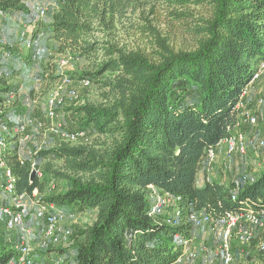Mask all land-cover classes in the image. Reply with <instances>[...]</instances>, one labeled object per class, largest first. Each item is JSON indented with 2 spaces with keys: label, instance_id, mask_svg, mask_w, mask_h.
I'll return each instance as SVG.
<instances>
[{
  "label": "trees",
  "instance_id": "1",
  "mask_svg": "<svg viewBox=\"0 0 264 264\" xmlns=\"http://www.w3.org/2000/svg\"><path fill=\"white\" fill-rule=\"evenodd\" d=\"M30 1L0 0V14L26 13ZM59 1L46 25L29 19L37 34L53 42L56 54L83 61L76 74L100 90L101 102L74 109L79 130L95 139L75 146L61 142L33 160L42 164L39 168L35 162L44 175L64 184L62 192L43 203L75 215L93 211L95 219L74 229L79 241L70 259L52 245L40 254L55 253L52 258H63L62 264H177L194 238L191 215L221 219L264 210V169L241 185L226 186L209 178L208 158L210 149L234 136L238 105L264 63V0ZM143 1L160 6L174 20H187L193 47L174 49L148 20L143 31L156 38L155 49L118 43V24L132 25ZM28 37L38 39L33 30ZM16 52L0 45V71H9L7 77H21L31 68L34 53L20 62ZM39 76L47 94L62 75L48 63ZM8 79L0 78V104L19 90ZM22 113L21 107H9L0 120ZM10 137L0 156L6 166L0 169V187L8 169L19 195H42L45 181L37 175L32 179V157L22 156L17 139ZM154 190L179 198L178 207L151 214ZM4 229L14 239L0 235V264H11L18 258L20 233ZM237 243L233 252L239 250ZM251 243L241 245L249 249Z\"/></svg>",
  "mask_w": 264,
  "mask_h": 264
},
{
  "label": "rangeland",
  "instance_id": "2",
  "mask_svg": "<svg viewBox=\"0 0 264 264\" xmlns=\"http://www.w3.org/2000/svg\"><path fill=\"white\" fill-rule=\"evenodd\" d=\"M59 4V0H32L28 4V11L26 13L22 12L21 14H17L18 16L13 15L14 19L0 14V45L7 44L12 49L16 50V54H18L20 62L23 59V55H29L30 51L36 56L35 59L33 58L30 68L31 70L28 69L30 71L27 72L29 73L28 75L33 77L32 79H28L26 77H7L6 75L10 74L9 71H6L7 74L0 71V78L3 76H5V78H9V85L18 86L19 88V90L9 98V100L2 102L0 105L3 115L7 112L9 107L12 109L21 107L23 109V113L20 116H13L15 117L13 118L15 122L17 121L26 127L25 132L23 135H19V138L27 137L29 139L24 145H19L22 156L28 155L31 151H35L33 144L35 141L39 142V145H42V149H50L61 142L69 143L75 146L83 143L90 144L95 139V135L92 133L79 130L81 125L80 118L74 109L79 108L86 103L101 102L100 90L93 83L88 87L82 85L80 83V79H82V77H78L76 73L84 67V62L68 56L56 54L54 52V47L52 46L53 42L48 41L47 36L43 32L37 34V29L34 30L31 25V21L33 20L29 19V17H34L35 7H44L47 10L46 18L43 20L38 19L33 22L36 24L46 25L51 16L58 11ZM137 8L138 9L135 8L136 13L131 19L132 25L125 20L118 24L117 36L115 37L118 43L131 49H141L147 52L155 49L156 38L152 36L151 33L143 31L147 26L146 20H148V23L154 27L164 39L168 40L169 44L174 49L189 50L193 47V39L187 32V20H174L169 17L165 10H163L160 6L148 3L147 1H143L140 6H137ZM194 14L198 15V13ZM188 23H190V20H188ZM19 26H21V31ZM32 30L33 33H36L39 40V47L37 51L26 47V37H31ZM23 32L27 35L26 37L22 36ZM48 63L56 64L59 67L62 76L57 81L53 89L49 93L45 94L41 88L42 85L39 82L40 79L37 77H40L39 74H41V70H43V67ZM4 69H6V67ZM263 75H261V77L257 80L263 78ZM71 90L76 91L77 99L73 101L67 100L65 104L58 105L54 119L46 122L45 119H47V117L45 116V111L52 93L56 92L65 97ZM259 93L260 95L258 97L264 93V89H262ZM1 97L2 96L0 95V98ZM241 111L243 112V110ZM245 112L246 111L243 112V117ZM250 112L258 117L259 125L257 127L252 126V130L248 131V134L251 135L250 138L252 140L259 141V137L262 136V129L264 125V111L255 104L254 107L250 108ZM67 134H79V136L76 140L71 141L64 137ZM9 135L11 136H9L10 138L14 137L12 132H10ZM223 150L224 153L220 156H218L217 152H215L216 159L213 163H211V169L219 167L220 170L217 173L220 174L225 183H230V178L233 177V172H230L232 167L231 165L235 160V156H227L226 146ZM248 150H252L250 154L252 161H244V166H239V169L244 172H242L243 175L238 176L236 180L239 179L242 181L244 177L249 178L254 173L264 169V151L252 146H250ZM35 162L39 165V168H42V164L36 160V158ZM240 163L242 164V162ZM41 175L42 177L39 179L45 181V192L42 195L36 193V198L38 200L63 191V182L54 180L50 176L44 175L43 173ZM5 201L6 200L2 199V203ZM166 213H169L170 216L174 215V213L169 211ZM94 219L95 213L93 211H76L75 217L64 221L61 226L63 231H70V236L66 239L58 237L56 242L52 240L49 244L56 249H63L62 252H57L59 256H65L67 258L64 260L70 259L75 252V245L79 241L77 234H74V229H84L92 224ZM255 232L257 239L251 243L249 248L251 251V259L247 258V260L242 256H237V258L239 257V264H264V259L258 255L256 243L264 241V228H256ZM0 235H8V237H11L12 240L14 239V234L7 233L1 223ZM194 237L195 238L190 243L189 251L197 252L199 258L195 261H191L190 259H187V255H185L179 264H219L215 228L212 225L205 224L196 229ZM233 242V245H236V241L234 240ZM242 247L243 245L239 244V249ZM205 249H207L209 253H206ZM41 255L42 258L45 259H42L43 261L40 262L37 261L40 264H49L51 262V258L56 256L55 253H51L50 255Z\"/></svg>",
  "mask_w": 264,
  "mask_h": 264
},
{
  "label": "built area",
  "instance_id": "3",
  "mask_svg": "<svg viewBox=\"0 0 264 264\" xmlns=\"http://www.w3.org/2000/svg\"><path fill=\"white\" fill-rule=\"evenodd\" d=\"M47 10L44 7H35L34 18L43 20L46 18ZM23 36L26 34L23 32ZM26 47L36 50L39 47V40L28 39L26 40ZM34 59L36 56L33 57ZM264 74V63L260 66L259 70L254 75L252 83H255L257 79ZM32 76H29V79ZM80 83L85 87L90 86V81L81 80ZM247 94V90L244 92L243 97ZM77 99L76 91L71 90L67 95L61 96L60 94L53 92L50 96V100L47 104L45 116L48 120H53L56 116V109L58 105L65 104L67 100ZM256 106L264 110V93L257 98ZM242 107V102L238 105V109ZM0 114H2V108L0 105ZM3 115V114H2ZM0 115V116H2ZM10 117L7 121L0 120V156L4 155L9 147V133L12 132L18 141L19 145H24L29 139L27 137L19 138V135H23L26 127L19 122H15ZM245 121L253 126L259 125L258 117L246 111L244 115ZM79 134H67L64 137L71 141L76 140ZM35 151L29 152V156L32 157V173L35 172L39 178L42 177V172L37 168V164L33 160L34 155H37L42 151V145L35 141ZM228 157H233L236 154L245 155L247 149L257 147L264 151V125L262 129V137L259 141L251 140L247 142L243 135H234L226 141ZM209 163H213L216 159L214 149H210L208 152ZM5 163L0 161V169H5ZM244 182L248 179L243 178ZM16 179L12 173L7 169L4 176V184L0 187V196L6 200L4 203L0 202V221L4 224L8 231H19V243L17 244L18 258L11 264H40L45 258L40 256L42 252H45L51 247L50 241H57V238L66 239L70 236V231L61 228L62 224L66 220L73 219L75 213L68 212L63 209H58L54 205L43 203L36 198V191L33 194V198H29L26 195H19L16 191ZM151 201V214H163L167 209H176L180 202L179 198H175L170 194L159 192L154 190L150 195ZM235 199V197L233 198ZM190 221L193 226L198 229L205 224L212 225L215 228L217 239V257L219 264H238L235 255L233 253L232 244L234 239L240 244H249L255 237V229L264 228V210L259 212L249 211L246 214H230L221 219H213L209 215L193 214L190 217ZM189 245H185V255L187 259L195 261L199 258L197 252L189 251ZM258 251L264 258V241L258 243ZM206 253H209L205 249ZM183 257L178 260L179 264ZM43 259V260H42ZM39 261V262H37ZM63 258H51L49 264H62Z\"/></svg>",
  "mask_w": 264,
  "mask_h": 264
},
{
  "label": "crops",
  "instance_id": "4",
  "mask_svg": "<svg viewBox=\"0 0 264 264\" xmlns=\"http://www.w3.org/2000/svg\"><path fill=\"white\" fill-rule=\"evenodd\" d=\"M18 16V15H16ZM10 17L11 19H14V16H8ZM18 18V17H17ZM34 28V27H32ZM19 29L21 31V26H19ZM22 36H23V33H22ZM9 61L8 59V56H6V60L5 62ZM3 63V62H2ZM24 73L21 75V77H26L29 79V76L31 75H28L30 70L28 69H24ZM28 70V71H27ZM264 75H263V78H261L260 80H257L255 83H252L249 88L247 89V94L243 97L242 99V107L239 109V117H238V122H237V125H236V128L234 130L235 134L234 135H245V139L247 140V142H250L252 139L250 138V134H248V131H251L253 128L251 125H249L244 117H243V112L244 111H250V108L254 107L255 104H256V99L257 97L260 95L259 92H261L262 89H264ZM243 110V112L241 111ZM264 111V110H263ZM245 133V134H244ZM262 136H260L259 138H261ZM225 146H226V149H227V144H226V141L222 142L220 145H218L216 148H214V151L217 152L218 156L222 155V153H224V150L223 148L225 149ZM249 149V148H248ZM247 149V152L245 155H241V154H236L234 155L235 156V160L232 162V167H231V171L230 172H233V177L230 178V183H225L224 182V179H222V177L220 176V174H218L217 172H219L220 168L219 167H215L214 169H211L209 170V178L214 180V181H217L219 183H222L223 185H226V186H231L232 184L235 183L234 186L236 185H241L243 184L240 180H236V178L240 175H243L242 172L244 171H241L239 168V166H244V161H252V157H251V151ZM264 160V159H263ZM242 162V164L240 163ZM236 174V175H234ZM0 202H2V198L0 196ZM195 238V237H194ZM193 238V239H194ZM192 249V247H191ZM188 250H190V245L188 247ZM235 256H242L243 258H246L248 256L251 255L250 253V250L248 249L247 246H243L241 249L237 250L236 252H233ZM248 260V259H247Z\"/></svg>",
  "mask_w": 264,
  "mask_h": 264
},
{
  "label": "water",
  "instance_id": "5",
  "mask_svg": "<svg viewBox=\"0 0 264 264\" xmlns=\"http://www.w3.org/2000/svg\"><path fill=\"white\" fill-rule=\"evenodd\" d=\"M35 177V172L32 173V179Z\"/></svg>",
  "mask_w": 264,
  "mask_h": 264
}]
</instances>
